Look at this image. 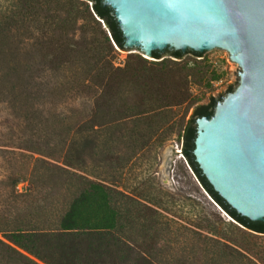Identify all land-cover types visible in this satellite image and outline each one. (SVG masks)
<instances>
[{
  "label": "trees",
  "instance_id": "obj_1",
  "mask_svg": "<svg viewBox=\"0 0 264 264\" xmlns=\"http://www.w3.org/2000/svg\"><path fill=\"white\" fill-rule=\"evenodd\" d=\"M39 1L18 0L21 10L0 15V129L11 133L0 132V261L159 264L155 261L163 259L164 250L157 242L164 228L163 216L153 209L158 206L145 200L150 205L140 204L133 193L87 173L86 164L89 156L114 152L115 144H132L140 151L150 137L172 132L165 123L172 115L169 108L180 104L185 92L184 82H174L169 75L180 65L161 60L162 54L153 51L157 62L129 56L122 68L116 67L118 51L128 50L114 11L104 0H59L57 7L63 4V9L53 12L40 7ZM166 53L176 60L186 54ZM182 70L201 74V79L208 73L195 66L183 65ZM232 92L229 88L226 94ZM137 99L141 105L162 104L168 109L162 116L154 114L150 123L143 125L140 119L128 126L121 116L132 112ZM223 100L220 95L197 105L178 133L184 163L228 219L217 214V222L202 226L229 251L222 252L223 259L208 260L210 264H224L228 256L250 262L253 256L245 245L221 235L218 223L241 237L264 236V220L251 221L237 213L207 181L193 153L196 120L212 118ZM40 125L46 134L49 129L51 139L40 140L33 133ZM13 152V162L8 161L6 155ZM24 182L27 193L19 195L17 185ZM43 189L48 194L39 203L17 206L19 199ZM50 198V203H43ZM186 262L195 264V255L187 256Z\"/></svg>",
  "mask_w": 264,
  "mask_h": 264
},
{
  "label": "water",
  "instance_id": "obj_2",
  "mask_svg": "<svg viewBox=\"0 0 264 264\" xmlns=\"http://www.w3.org/2000/svg\"><path fill=\"white\" fill-rule=\"evenodd\" d=\"M104 4L113 9L126 48L150 56L153 51L167 56L171 48L187 56L189 50L206 56L229 51L242 70L240 84L217 105L212 118L196 120L193 153L207 181L237 213L263 221L264 0Z\"/></svg>",
  "mask_w": 264,
  "mask_h": 264
},
{
  "label": "rangeland",
  "instance_id": "obj_3",
  "mask_svg": "<svg viewBox=\"0 0 264 264\" xmlns=\"http://www.w3.org/2000/svg\"><path fill=\"white\" fill-rule=\"evenodd\" d=\"M57 2L59 0H40L39 5L43 9L51 10V12L59 8L63 9V4H59V7H57ZM62 3L64 2L62 1ZM18 4V0H0V15L7 17L14 11L21 10ZM42 22L43 20H40V24ZM27 25L29 24L27 23ZM126 49L128 51H118L115 60L116 67L122 68L129 56L140 57L148 63L157 62L150 55H146L139 50ZM172 50L171 48L170 51ZM163 59L174 61V63L180 65L171 69L174 72L170 73L169 78L174 82L179 80L184 82L183 92H185V96L180 100V104H173L169 108L172 115L165 121V123L172 126V132L170 134L160 132L158 135L150 137V140L140 151H137L135 146H133V149L132 144H115L116 149L111 154L106 151L96 157L90 158L89 156L86 170L87 173L106 181L108 185L117 187L120 191L133 193L136 196L134 198L140 204L150 205L143 201L145 200L158 206V208L153 206V209L163 216L160 221L163 224L161 228H164V230L159 236L157 247L164 250V255L163 259H157L156 263L182 264L178 261L182 259L183 264H189V262H186L187 256H193L194 254L195 264H210L208 260L222 258V252L228 254L229 251L222 246L223 241L220 238L202 230V226H206L204 223L206 221L217 222V214L225 222L228 219L220 213L215 204L201 190L178 154L177 150L180 149L181 143L178 133L180 124L189 119L197 105H205L209 103L211 97L218 98L220 95L225 99L229 88H232L234 92L240 84L242 70L233 61L229 51L208 56L202 54L201 58H196L192 54L188 56L185 54L182 60L173 59L168 55L162 56L161 60ZM183 65H186L187 68L194 66L197 69L204 68L208 70V73L206 77L201 79V74L182 70ZM165 109L168 108H164L162 104L155 108L153 105H141L139 99H137L132 112L122 115L121 118H126L125 123L128 126L138 123L140 119L145 125L146 122H152L150 118L154 114L162 116L160 113L165 112ZM123 121L121 120V123ZM2 129H0V132H3L6 136H11L8 130ZM47 131L46 134L43 126L40 125L37 127V131L35 130L33 133L40 136V140L51 139L48 134L49 129ZM122 133L123 131H120L119 134L115 135V139L117 140V137ZM127 137L128 135H126V139H128ZM106 138H109V136ZM50 142L53 144L52 141ZM13 153L7 154L5 158L13 162V158L16 156L15 152ZM3 170L5 169L3 168ZM28 186L27 182L18 184L17 193L26 195ZM62 192L64 194V191ZM47 194L46 189H43L41 194L34 192L28 197L19 199L17 206L25 209L32 204L39 203V200L45 198ZM61 200L62 197L59 200L60 203ZM44 202L50 203L51 198L44 199ZM59 202L57 209L61 208ZM62 210H65V206H62ZM216 227H219L218 232L221 235H224L227 239L237 240L253 252V256L248 258L250 262L242 259H232L228 256L224 264H264V236L248 235V237H241L231 231L225 224L218 223ZM217 241L221 243L219 244ZM140 245L138 243L137 246L140 247ZM0 264L13 263L0 261Z\"/></svg>",
  "mask_w": 264,
  "mask_h": 264
},
{
  "label": "built area",
  "instance_id": "obj_4",
  "mask_svg": "<svg viewBox=\"0 0 264 264\" xmlns=\"http://www.w3.org/2000/svg\"><path fill=\"white\" fill-rule=\"evenodd\" d=\"M177 152H178V154H179V155L181 156V158H182V155H181V151H180V149H178Z\"/></svg>",
  "mask_w": 264,
  "mask_h": 264
}]
</instances>
